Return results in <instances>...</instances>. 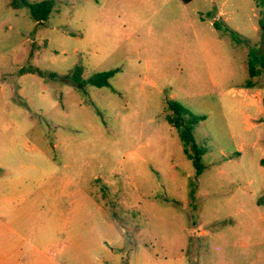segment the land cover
<instances>
[{"label":"rangeland","instance_id":"obj_1","mask_svg":"<svg viewBox=\"0 0 264 264\" xmlns=\"http://www.w3.org/2000/svg\"><path fill=\"white\" fill-rule=\"evenodd\" d=\"M162 1L55 0L37 23L0 0V192L41 204L19 264H264V6ZM75 66L118 71L81 89ZM170 100L206 117L199 175Z\"/></svg>","mask_w":264,"mask_h":264},{"label":"trees","instance_id":"obj_2","mask_svg":"<svg viewBox=\"0 0 264 264\" xmlns=\"http://www.w3.org/2000/svg\"><path fill=\"white\" fill-rule=\"evenodd\" d=\"M184 4L191 3L194 0H181ZM55 0H42L39 2H28L27 0H11V7L14 9L27 8L30 11L32 18L37 22H44L47 20L49 14L54 7ZM258 6H264V0H259ZM260 25L264 26L263 22ZM216 29H221V25L218 22H214ZM230 32L231 38L237 43H247V40L241 38L237 32L227 29ZM248 72L250 80L247 81L246 86H253L252 79L261 74L264 75V51L260 52L255 47H250L248 51ZM33 72L42 73L38 69H32ZM118 70H110L99 72L84 79L82 76V66H75L70 72L69 78L78 87L83 89L87 85L94 87H104L109 85V79L114 76ZM168 109L172 112L167 117L168 123L174 127L178 133L180 140L188 147L192 154V162L199 175L203 170V164L201 163V157L205 154V148L199 146L194 138V129L201 121L206 117L204 115H196L183 106L176 100H170L167 102ZM258 203L264 204V198H261Z\"/></svg>","mask_w":264,"mask_h":264},{"label":"crops","instance_id":"obj_3","mask_svg":"<svg viewBox=\"0 0 264 264\" xmlns=\"http://www.w3.org/2000/svg\"><path fill=\"white\" fill-rule=\"evenodd\" d=\"M157 1L146 0L151 5ZM162 2L165 5L167 0ZM24 199V193L13 190L9 186L5 188V191L0 192V203L10 206L4 209L7 211L6 214L0 216V264H10V262L19 264L22 256L35 257V252L41 253L42 251L39 236L35 233V230H39L41 226L39 217L36 219V216L41 214V204L34 200L26 207ZM8 215L12 216L10 221ZM25 245L28 250H25ZM29 248L32 251L29 252Z\"/></svg>","mask_w":264,"mask_h":264}]
</instances>
